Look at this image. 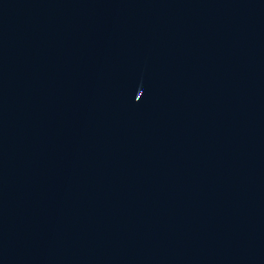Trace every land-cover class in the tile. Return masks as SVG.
Masks as SVG:
<instances>
[{
    "label": "water",
    "instance_id": "1",
    "mask_svg": "<svg viewBox=\"0 0 264 264\" xmlns=\"http://www.w3.org/2000/svg\"><path fill=\"white\" fill-rule=\"evenodd\" d=\"M32 264H264V0H48Z\"/></svg>",
    "mask_w": 264,
    "mask_h": 264
},
{
    "label": "snow or ice",
    "instance_id": "2",
    "mask_svg": "<svg viewBox=\"0 0 264 264\" xmlns=\"http://www.w3.org/2000/svg\"><path fill=\"white\" fill-rule=\"evenodd\" d=\"M137 99H139L140 97H136Z\"/></svg>",
    "mask_w": 264,
    "mask_h": 264
}]
</instances>
